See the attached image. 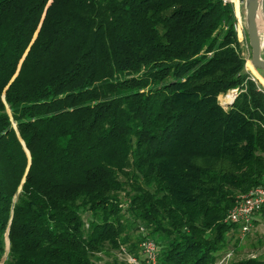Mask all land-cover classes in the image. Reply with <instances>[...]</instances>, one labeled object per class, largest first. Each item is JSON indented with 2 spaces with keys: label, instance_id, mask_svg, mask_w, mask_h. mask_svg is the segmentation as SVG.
I'll return each mask as SVG.
<instances>
[{
  "label": "trees",
  "instance_id": "16d2710c",
  "mask_svg": "<svg viewBox=\"0 0 264 264\" xmlns=\"http://www.w3.org/2000/svg\"><path fill=\"white\" fill-rule=\"evenodd\" d=\"M236 21L222 0H0V260L129 264L143 236L161 263L218 258L264 182Z\"/></svg>",
  "mask_w": 264,
  "mask_h": 264
},
{
  "label": "built area",
  "instance_id": "2783aa9c",
  "mask_svg": "<svg viewBox=\"0 0 264 264\" xmlns=\"http://www.w3.org/2000/svg\"><path fill=\"white\" fill-rule=\"evenodd\" d=\"M222 1L223 3H231L235 13L234 0ZM236 20L235 29L238 22L237 16ZM247 70L251 73V78L256 79L254 74L249 69ZM237 91V88L230 89L222 100L226 101L227 98H229L228 101L232 100L236 96ZM262 208H264V182L256 186H252L246 191L238 192L235 195L232 205L228 208L224 219L226 221L238 223L239 232L244 234L253 226L254 216ZM137 246V252L128 251L127 248L123 246L119 252V256L129 264H172L161 263L159 261V245L154 238L143 236L139 240ZM230 256L231 252L228 251L224 255L218 257L211 264H228Z\"/></svg>",
  "mask_w": 264,
  "mask_h": 264
},
{
  "label": "rangeland",
  "instance_id": "374dc122",
  "mask_svg": "<svg viewBox=\"0 0 264 264\" xmlns=\"http://www.w3.org/2000/svg\"><path fill=\"white\" fill-rule=\"evenodd\" d=\"M240 4V16L243 28V39L238 40L241 42V45L244 48V57L247 59V47H248V38L246 34V17H245V9H244V2L245 0H238ZM264 0L261 1V6L259 8L260 15L264 16ZM247 68V66H246ZM248 69V68H247ZM225 95L220 97L221 101ZM125 201H123V205L125 206ZM264 214V213H263ZM141 225V224H140ZM138 225L134 230L131 232L132 236L135 237L141 232H145L146 229L141 228ZM126 247V245H125ZM138 247V246H137ZM130 251L129 249H127ZM230 251L231 256L228 259V263L233 260H237L239 258L258 255L264 256V216H261L253 226L246 231L244 234H241L239 231H235L234 235L228 234V244L227 246L220 252L219 256L224 255L226 252ZM137 252V250H136ZM106 256H101V261H105L107 264L112 262L113 256H115V251H110L108 254L105 253ZM6 252L3 254L0 264H5Z\"/></svg>",
  "mask_w": 264,
  "mask_h": 264
},
{
  "label": "water",
  "instance_id": "95a60500",
  "mask_svg": "<svg viewBox=\"0 0 264 264\" xmlns=\"http://www.w3.org/2000/svg\"><path fill=\"white\" fill-rule=\"evenodd\" d=\"M262 1V0H261ZM261 6L260 0H245L246 34L251 47V63L256 69L264 70V61L258 58L256 40V20Z\"/></svg>",
  "mask_w": 264,
  "mask_h": 264
},
{
  "label": "bare ground",
  "instance_id": "6f19581e",
  "mask_svg": "<svg viewBox=\"0 0 264 264\" xmlns=\"http://www.w3.org/2000/svg\"><path fill=\"white\" fill-rule=\"evenodd\" d=\"M261 2V0H260ZM234 7H235V14L237 16V19H238V22H237V26H236V30H237V35H238V38L239 39H243V28H242V22H241V16H240V11H241V8H240V4H239V1L238 0H234ZM261 18L264 22V17L261 15ZM256 40H257V51H258V58L261 60V61H264L261 59L260 57V43H259V32H258V27H257V20H256ZM247 59H246V66L247 68L254 74V76L257 77L256 73H255V67L252 65L251 63V47L249 45V42H248V47H247ZM258 78V77H257ZM229 98H227L226 101H228Z\"/></svg>",
  "mask_w": 264,
  "mask_h": 264
},
{
  "label": "crops",
  "instance_id": "0c3cea01",
  "mask_svg": "<svg viewBox=\"0 0 264 264\" xmlns=\"http://www.w3.org/2000/svg\"><path fill=\"white\" fill-rule=\"evenodd\" d=\"M249 42V41H248ZM259 43H260V57L262 60H264V32L259 35ZM255 73L257 77L255 76L256 80L261 83L264 87V71H259L255 68ZM261 216H264L263 211H259L255 214L253 223H255Z\"/></svg>",
  "mask_w": 264,
  "mask_h": 264
}]
</instances>
